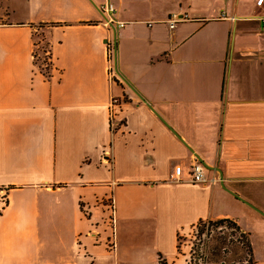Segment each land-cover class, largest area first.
<instances>
[{
    "label": "crops",
    "instance_id": "crops-1",
    "mask_svg": "<svg viewBox=\"0 0 264 264\" xmlns=\"http://www.w3.org/2000/svg\"><path fill=\"white\" fill-rule=\"evenodd\" d=\"M107 2L124 23L116 36ZM255 2L0 0V264H190L179 235L220 219L264 264L254 243L259 234L264 246ZM115 37L119 80L108 75ZM195 160L203 184L190 181Z\"/></svg>",
    "mask_w": 264,
    "mask_h": 264
},
{
    "label": "rangeland",
    "instance_id": "rangeland-1",
    "mask_svg": "<svg viewBox=\"0 0 264 264\" xmlns=\"http://www.w3.org/2000/svg\"><path fill=\"white\" fill-rule=\"evenodd\" d=\"M36 42L39 45L36 49L40 55L39 60L44 58L45 61V57L41 51L47 50V47L45 43H41L39 40H36ZM115 78L118 79L116 75ZM197 232L196 227L195 229L191 228L178 237L179 248L181 246L189 247L194 264H248L249 257L244 241L241 239L238 231L227 226H222L216 230H212L208 235H205L207 231L201 236L197 235ZM109 236L110 231H108L107 238ZM261 240L260 235L256 234L254 243L258 254L264 251Z\"/></svg>",
    "mask_w": 264,
    "mask_h": 264
},
{
    "label": "built area",
    "instance_id": "built-area-1",
    "mask_svg": "<svg viewBox=\"0 0 264 264\" xmlns=\"http://www.w3.org/2000/svg\"><path fill=\"white\" fill-rule=\"evenodd\" d=\"M264 3V0H256L255 5L257 7H262ZM100 10L102 13L106 14L108 16L107 25L110 24L111 26H114L116 28H122L124 26L123 22H116L113 20L112 15L115 12V8L110 3H105L102 6H100ZM181 18H175L173 17L168 21L170 28H173L176 23L180 22ZM261 30L264 31V14L261 16ZM113 54H114V47L113 44L107 43V59H108V75L109 79L115 78V71H114V62H113ZM36 53L33 52V59L36 60ZM45 57V63L43 62L42 66L47 67L48 63V53L47 51L44 52ZM44 61V60H43ZM118 100L112 99L110 102V111H109V122L111 124V127H113V121H114V108L117 106ZM182 176V167L181 166H175L173 168L172 173L169 176V179L171 182H178L180 180V177ZM189 176L190 181L194 184H203L205 182L204 177V167L201 163L195 160V162L192 164L189 170ZM106 211H107V218H106V226L110 231V236L107 238V243L109 246L111 245V242L113 240V224H114V204L112 199H107V202L105 203ZM190 259V258H189ZM200 264V263H198Z\"/></svg>",
    "mask_w": 264,
    "mask_h": 264
},
{
    "label": "trees",
    "instance_id": "trees-1",
    "mask_svg": "<svg viewBox=\"0 0 264 264\" xmlns=\"http://www.w3.org/2000/svg\"><path fill=\"white\" fill-rule=\"evenodd\" d=\"M222 226H227V227L234 229V230L239 232L241 239L244 241L245 249H246L247 255L249 257L248 264H253L252 249H251L250 241L248 239V235L246 233H243L241 231V229L238 227V225L235 222H233L232 220L220 219V220H215V221H199L194 226L193 229H195V227H196V229L198 230L197 235L201 236V235H203V233L205 231H207L205 233V235H208L212 230H216ZM189 262H190V264H194L192 254L190 255Z\"/></svg>",
    "mask_w": 264,
    "mask_h": 264
},
{
    "label": "water",
    "instance_id": "water-1",
    "mask_svg": "<svg viewBox=\"0 0 264 264\" xmlns=\"http://www.w3.org/2000/svg\"><path fill=\"white\" fill-rule=\"evenodd\" d=\"M111 29H112L113 33L115 34V30H116L115 27L114 26H111ZM115 36H116V34H115ZM113 47H114V54H113L114 71H115L116 76L117 77H120V75H119V73L117 71V54H116V52H117V42H116V37H115V40H114ZM198 161L203 164V162H201L200 160H198Z\"/></svg>",
    "mask_w": 264,
    "mask_h": 264
}]
</instances>
